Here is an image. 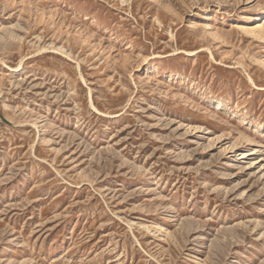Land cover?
I'll use <instances>...</instances> for the list:
<instances>
[{
  "label": "rangeland",
  "instance_id": "rangeland-1",
  "mask_svg": "<svg viewBox=\"0 0 264 264\" xmlns=\"http://www.w3.org/2000/svg\"><path fill=\"white\" fill-rule=\"evenodd\" d=\"M0 264H264V0H0Z\"/></svg>",
  "mask_w": 264,
  "mask_h": 264
},
{
  "label": "bare ground",
  "instance_id": "bare-ground-1",
  "mask_svg": "<svg viewBox=\"0 0 264 264\" xmlns=\"http://www.w3.org/2000/svg\"><path fill=\"white\" fill-rule=\"evenodd\" d=\"M166 8L169 10L170 8L166 5ZM169 12V11H168ZM254 17V16H253ZM255 32V31H254ZM19 67V66H18ZM15 69V68H14Z\"/></svg>",
  "mask_w": 264,
  "mask_h": 264
}]
</instances>
